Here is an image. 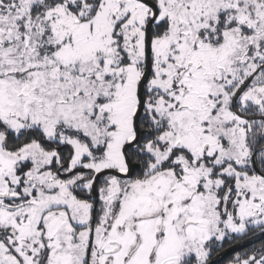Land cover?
Wrapping results in <instances>:
<instances>
[{"label":"snow or ice","instance_id":"snow-or-ice-1","mask_svg":"<svg viewBox=\"0 0 264 264\" xmlns=\"http://www.w3.org/2000/svg\"><path fill=\"white\" fill-rule=\"evenodd\" d=\"M0 264H264V0H0Z\"/></svg>","mask_w":264,"mask_h":264}]
</instances>
